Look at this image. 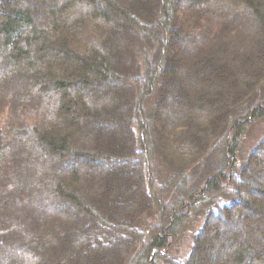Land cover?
Returning a JSON list of instances; mask_svg holds the SVG:
<instances>
[{
	"label": "trees",
	"instance_id": "1",
	"mask_svg": "<svg viewBox=\"0 0 264 264\" xmlns=\"http://www.w3.org/2000/svg\"><path fill=\"white\" fill-rule=\"evenodd\" d=\"M263 120L264 0H0V264H264Z\"/></svg>",
	"mask_w": 264,
	"mask_h": 264
},
{
	"label": "rangeland",
	"instance_id": "2",
	"mask_svg": "<svg viewBox=\"0 0 264 264\" xmlns=\"http://www.w3.org/2000/svg\"><path fill=\"white\" fill-rule=\"evenodd\" d=\"M177 110L179 112H181L179 107H178ZM263 135H264V120L262 122H260V123L255 124L252 127V129L248 132L246 137L244 138V140L242 142V156L245 157L246 154H248L257 145V143L263 137ZM49 160H51V159L49 158ZM226 221L224 220L221 223L223 224V226H222L223 227L222 228V234H226V236H227L228 234H231L232 232H234L236 227L239 228V223L240 222L238 223V225L234 226V224H233V222H231L230 218L229 219L226 218ZM197 226L198 225H196L194 228H197ZM226 236L225 237L223 236V241L226 240ZM191 241H192V236L189 233V234L186 235V238L183 239L181 244L179 245V247L177 249L178 253L179 254H184L189 249ZM17 244H19V243H17ZM4 254H5V256H6V254H8V249H5L3 251V255Z\"/></svg>",
	"mask_w": 264,
	"mask_h": 264
}]
</instances>
